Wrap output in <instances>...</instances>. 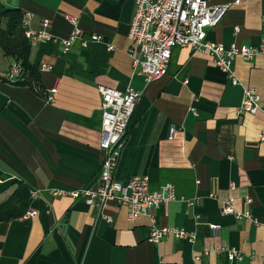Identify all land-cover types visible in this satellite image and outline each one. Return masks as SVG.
Segmentation results:
<instances>
[{
    "label": "crops",
    "instance_id": "crops-1",
    "mask_svg": "<svg viewBox=\"0 0 264 264\" xmlns=\"http://www.w3.org/2000/svg\"><path fill=\"white\" fill-rule=\"evenodd\" d=\"M0 1L32 13L35 31L49 19L53 37L31 40L30 62L39 73L33 86L7 79L16 62L0 47V203L22 184L30 192L27 211L37 212L1 225L0 264H264V111L237 113L245 87L261 94L264 108V54L236 56L233 84L210 53L177 46L167 74L147 84L129 52L133 0ZM210 3L231 6L207 30L208 41L264 47V0ZM67 14L78 17L81 36L65 52L60 40L73 30ZM43 62L52 68L40 70ZM100 85L143 93L115 179L125 184L147 175L152 191L175 187L174 200L133 220L124 206L107 204V222L98 206L53 193L89 185L99 174ZM229 199L236 213L251 217L223 214ZM153 221L195 239L168 235L152 243ZM229 249L243 257L230 258Z\"/></svg>",
    "mask_w": 264,
    "mask_h": 264
},
{
    "label": "built area",
    "instance_id": "built-area-1",
    "mask_svg": "<svg viewBox=\"0 0 264 264\" xmlns=\"http://www.w3.org/2000/svg\"><path fill=\"white\" fill-rule=\"evenodd\" d=\"M134 13L128 31V39L131 42L129 52L132 64L144 76L147 84L160 79L168 72L172 50L177 46L188 47L193 51H206L213 57L216 65L220 67L231 79L233 84H238L239 79L232 68V61L236 56L251 59L255 55L264 54V47L238 46L232 43L226 48L222 43L207 40V30L220 23L231 4H211L210 0H133ZM234 3H238L235 1ZM32 13L24 12L22 27L24 35L30 40L41 41L53 39L51 33L46 30L50 25L49 19H43V29L35 31L29 28ZM72 24L73 30L69 37L61 39L63 49L67 52L72 43L81 36L78 25L79 19L74 15H66ZM92 41L101 40V37L93 35ZM88 40H84L86 45ZM109 49L113 46L109 45ZM40 70L48 71L52 65L43 62ZM21 73L18 63H13L7 73V79L16 83ZM98 90L101 95V130L100 149L104 153L99 174L94 182L84 187L70 191H54L56 195H69L73 198H81L88 204L99 208V217L107 222L112 217L107 215L105 207L109 203L124 206L128 210V218L133 220L141 214H145L150 208L157 207L176 198L175 187L167 183L160 189L152 191L149 187L147 175H135L123 184L115 179L119 157L124 145L130 121L136 106L141 100L142 91L128 88L120 91L113 87L100 85ZM57 87H52L46 97L48 102L52 101ZM262 97L255 89L245 87L241 105L237 113L256 114L263 110L261 106ZM171 128V132H173ZM264 141V131L261 133ZM1 182V181H0ZM35 196L36 192H32ZM233 200L229 199L222 208L223 214H236L237 218H250L249 213L235 212ZM35 210H29L25 217L36 215ZM215 232L218 225L210 224ZM168 235L177 239L194 241L195 235L184 229L168 226H158L154 223L149 233V241L158 243ZM230 258L241 259L243 255L236 249L227 251Z\"/></svg>",
    "mask_w": 264,
    "mask_h": 264
},
{
    "label": "trees",
    "instance_id": "trees-1",
    "mask_svg": "<svg viewBox=\"0 0 264 264\" xmlns=\"http://www.w3.org/2000/svg\"><path fill=\"white\" fill-rule=\"evenodd\" d=\"M22 17L19 8L5 7L0 1V47L6 57L14 59L21 67L16 83L33 86L39 73L30 62L31 40L24 35ZM30 201L29 190L19 184L17 190L0 203V227L4 222L25 214Z\"/></svg>",
    "mask_w": 264,
    "mask_h": 264
}]
</instances>
